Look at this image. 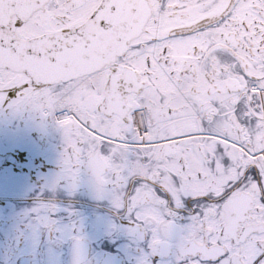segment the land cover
<instances>
[{
  "label": "snow or ice",
  "instance_id": "6c2138e0",
  "mask_svg": "<svg viewBox=\"0 0 264 264\" xmlns=\"http://www.w3.org/2000/svg\"><path fill=\"white\" fill-rule=\"evenodd\" d=\"M4 105L53 122V187L86 169L153 256L264 264V0H0Z\"/></svg>",
  "mask_w": 264,
  "mask_h": 264
},
{
  "label": "flooded vegetation",
  "instance_id": "af4514ba",
  "mask_svg": "<svg viewBox=\"0 0 264 264\" xmlns=\"http://www.w3.org/2000/svg\"><path fill=\"white\" fill-rule=\"evenodd\" d=\"M63 137L49 119L0 106V264H173L174 256H153L151 238L132 236L126 209L97 198L83 167L77 188L55 183L61 170ZM42 205H50L48 212ZM55 223L45 226L44 216Z\"/></svg>",
  "mask_w": 264,
  "mask_h": 264
}]
</instances>
